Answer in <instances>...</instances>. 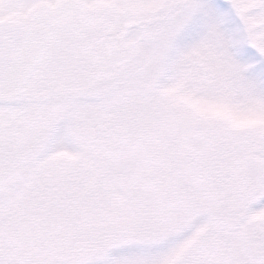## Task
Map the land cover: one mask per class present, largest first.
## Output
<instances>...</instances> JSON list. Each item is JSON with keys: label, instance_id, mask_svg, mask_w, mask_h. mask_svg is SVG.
Instances as JSON below:
<instances>
[{"label": "snow or ice", "instance_id": "6c2138e0", "mask_svg": "<svg viewBox=\"0 0 264 264\" xmlns=\"http://www.w3.org/2000/svg\"><path fill=\"white\" fill-rule=\"evenodd\" d=\"M0 264H264V0H0Z\"/></svg>", "mask_w": 264, "mask_h": 264}]
</instances>
